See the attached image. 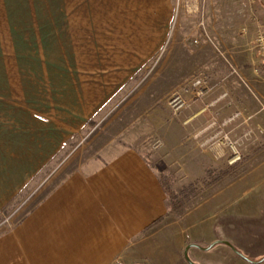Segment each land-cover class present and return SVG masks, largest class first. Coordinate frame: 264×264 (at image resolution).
Returning <instances> with one entry per match:
<instances>
[{
  "label": "crops",
  "instance_id": "0c3cea01",
  "mask_svg": "<svg viewBox=\"0 0 264 264\" xmlns=\"http://www.w3.org/2000/svg\"><path fill=\"white\" fill-rule=\"evenodd\" d=\"M172 2L0 0V157L17 153L34 157L28 164L29 178L10 187L5 203L35 174L40 178L44 174L28 210L14 214L0 230V264H239L243 255L233 239L232 223L207 215L200 220L209 222L202 233L195 218L190 222L206 204L224 196H214L180 218L168 215L160 171L132 144L135 141L130 142L134 103L101 121L95 119L144 63L136 51L119 54L113 65L108 56L96 54L93 39L79 36L80 30L94 29L95 22L79 20V14L129 10L138 15L133 16L135 27L154 28L174 17ZM180 2L183 8L186 2L192 4ZM199 2L198 29L207 44L223 47L231 58L235 49L256 52L253 41L264 27V0ZM183 12L181 28L189 18ZM140 13L146 18L137 23ZM105 19L103 25L109 26L108 16ZM181 30L174 42L179 43ZM195 57L182 69L174 67L181 55L168 57L173 67L162 75L182 76L209 60ZM256 63L252 59L246 70L231 65L232 74L245 82L255 75ZM174 154L169 150L172 165L177 163ZM261 179L263 183L264 173ZM230 217L246 223L242 227L248 230L262 219L248 212ZM192 227L197 229L194 234ZM243 259L264 264V259Z\"/></svg>",
  "mask_w": 264,
  "mask_h": 264
},
{
  "label": "rangeland",
  "instance_id": "374dc122",
  "mask_svg": "<svg viewBox=\"0 0 264 264\" xmlns=\"http://www.w3.org/2000/svg\"><path fill=\"white\" fill-rule=\"evenodd\" d=\"M172 3L175 6L174 17L164 23L165 25L160 22V26L154 28L135 27L136 20L133 16L136 17L137 14L133 15L129 10L112 11L107 14L102 11L79 14V20L95 22L94 29L80 30L79 36L84 41L87 39L90 42L93 39L96 54L108 56L109 63L113 65L119 54L129 55L136 51L142 55L144 63L95 119L101 121L116 113L124 104L134 103L131 107L135 113V129L130 142L135 141L132 144L156 169L161 171L167 168L173 173L172 188L177 194L187 186L194 187L185 205L184 214L192 212L214 196L225 197L214 199L213 204H206V207L201 208L190 218V222L195 218L200 223L197 229L205 233L204 225H208L209 222L206 220L200 222L202 217L223 216L224 220L232 223L236 235L233 239L237 242L238 251L243 255L239 256V264H247L242 262L243 257L262 260L264 259L262 189L264 182L262 183L261 179L264 173L262 58L257 52L250 54L240 52L242 49H235L236 53L232 54L231 58V55L223 53V47L207 44V38L201 35L204 32L201 28L198 29L199 0H192V4L186 2V8H183L180 0H173ZM180 11L189 14L188 20L182 25L183 28L179 27ZM161 13L160 10V15ZM107 16L110 25L104 26L102 22L107 21L105 19ZM144 18L145 14L140 13L136 18L137 23L140 19L145 20ZM180 29L182 30L178 36L179 43L178 40L175 43L174 35ZM180 55L181 60L174 62V67L178 69L185 68L187 59L198 58L195 56L202 55L209 60L200 61L196 68L182 76L162 75V72L173 67L168 57ZM252 59L257 63L254 66L255 75L247 79L251 83L247 80L243 82L236 74H232L231 65H238L239 69L246 70ZM99 62L102 64V61H96ZM139 105L145 107L141 110ZM75 144L76 142L71 143L50 163V167L57 164ZM233 148L240 158H243V163L232 170L226 179L216 180L220 172L234 164L231 163L235 157ZM169 150L175 151L177 161L175 165H172L173 160L168 157ZM178 154L180 155L177 156ZM184 154L186 157L182 156ZM6 157H0V230L11 223L14 214L28 210L30 204L28 201L35 195L39 180L44 176L43 174L40 178L38 173L35 174L25 188L21 189L9 203H5L10 187L19 183L21 179L29 178L28 164L34 159L33 156L24 157L19 153ZM198 159L205 162L202 163ZM208 170L211 171L212 179L216 180L215 183H210V187L204 183V180H212L207 175ZM234 181L236 182L231 186ZM246 212L252 217L262 218L255 221L253 228L249 227V230L242 227L246 223H240L230 217V214L236 216L242 213L244 215ZM197 229L190 228V234H194Z\"/></svg>",
  "mask_w": 264,
  "mask_h": 264
},
{
  "label": "trees",
  "instance_id": "16d2710c",
  "mask_svg": "<svg viewBox=\"0 0 264 264\" xmlns=\"http://www.w3.org/2000/svg\"><path fill=\"white\" fill-rule=\"evenodd\" d=\"M241 163H243V158H240L227 170L220 172L219 176L215 179H219V181L226 179L227 176L232 172V170L236 169ZM207 175L210 179H212L211 171L208 170ZM160 180L168 196V215H174L176 217L183 216L185 213V205L187 201H189L191 194L194 191V187L192 185L187 186L183 190H181L179 194H177L172 188L173 173L167 168L160 171ZM216 180H204V183L206 186L210 187V183H215Z\"/></svg>",
  "mask_w": 264,
  "mask_h": 264
},
{
  "label": "built area",
  "instance_id": "2783aa9c",
  "mask_svg": "<svg viewBox=\"0 0 264 264\" xmlns=\"http://www.w3.org/2000/svg\"><path fill=\"white\" fill-rule=\"evenodd\" d=\"M253 47L256 50V52L261 56L262 58V64L264 65V27L258 32L256 38L253 41ZM201 82H198L200 84ZM233 153L235 155L234 159L231 161V163H235L240 159V156L238 152L233 148Z\"/></svg>",
  "mask_w": 264,
  "mask_h": 264
}]
</instances>
